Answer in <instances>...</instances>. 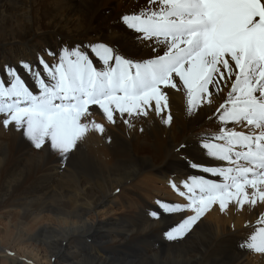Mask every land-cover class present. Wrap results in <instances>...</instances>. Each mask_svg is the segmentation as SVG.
<instances>
[{
	"label": "bare ground",
	"instance_id": "obj_1",
	"mask_svg": "<svg viewBox=\"0 0 264 264\" xmlns=\"http://www.w3.org/2000/svg\"><path fill=\"white\" fill-rule=\"evenodd\" d=\"M143 2L0 0V68L36 64L38 57L54 64L58 57L50 52L90 42L146 57L148 50L120 22ZM169 96L168 125L154 113L125 116L131 127L119 117L110 124L93 106L88 119L106 132L90 131L66 160L50 148L35 149L14 125L0 123L1 264H13L6 251L19 255V264H51L52 256L55 264H264V254L246 247L264 226V205L230 204L223 212L213 205L176 241L165 232L191 212L149 214L157 200L186 203L171 182L182 188L194 172L189 162H209L200 144L218 131L214 113L223 102L214 95L211 105L189 115L182 92L169 90Z\"/></svg>",
	"mask_w": 264,
	"mask_h": 264
},
{
	"label": "snow or ice",
	"instance_id": "obj_2",
	"mask_svg": "<svg viewBox=\"0 0 264 264\" xmlns=\"http://www.w3.org/2000/svg\"><path fill=\"white\" fill-rule=\"evenodd\" d=\"M120 22L146 57L90 42L50 52L58 57L54 64L38 57L36 64L0 68L3 127L14 125L35 149L50 148L66 160L90 131L106 132L88 119L93 106L110 124L119 117L131 127L125 116L154 113L168 125L169 90L183 93L189 115L220 96L218 131L200 144L209 162H189L194 172L182 188L171 182L186 203L157 200L149 214L190 211L165 232L176 241L213 205L221 212L230 204L264 205V0H144ZM246 247L264 254V226Z\"/></svg>",
	"mask_w": 264,
	"mask_h": 264
},
{
	"label": "rangeland",
	"instance_id": "obj_3",
	"mask_svg": "<svg viewBox=\"0 0 264 264\" xmlns=\"http://www.w3.org/2000/svg\"><path fill=\"white\" fill-rule=\"evenodd\" d=\"M102 8H103V7H102ZM106 9H107V8H105L104 10L106 11ZM136 9H139V7H136L135 10H136ZM2 219H3V220H2ZM1 222H4V223H5V222H6V218H4V217L1 218ZM24 245H25V246H24ZM17 247H21L22 249H26V244H25V243H20V244H18ZM28 250H29V249H28ZM8 253H9V254H8ZM10 253H12V252H9V251H8V252H7V251L4 252V254H5L6 256L10 257L11 259H12V258L14 259V260H13V264H19V263H21V262L23 261L19 255L17 256V255L14 254V253H12V254H10ZM40 256L42 257L41 259H44V257H45L43 252H40ZM60 258H62V255H60L59 259H60ZM1 259H3V257H0V264H1ZM54 259H55V257H53V256L50 257V263H51V264H55V260H56V259H55V260H54ZM57 264H58V263H57Z\"/></svg>",
	"mask_w": 264,
	"mask_h": 264
}]
</instances>
